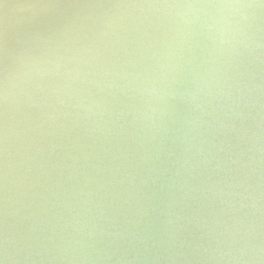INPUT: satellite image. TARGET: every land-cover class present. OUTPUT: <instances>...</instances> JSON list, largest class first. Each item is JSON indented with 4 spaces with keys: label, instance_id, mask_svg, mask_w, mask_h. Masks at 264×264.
<instances>
[{
    "label": "snow or ice",
    "instance_id": "6c2138e0",
    "mask_svg": "<svg viewBox=\"0 0 264 264\" xmlns=\"http://www.w3.org/2000/svg\"><path fill=\"white\" fill-rule=\"evenodd\" d=\"M0 264H3V261H0Z\"/></svg>",
    "mask_w": 264,
    "mask_h": 264
}]
</instances>
